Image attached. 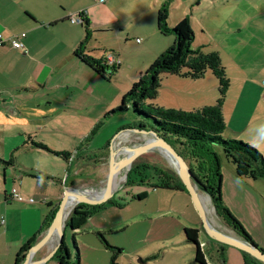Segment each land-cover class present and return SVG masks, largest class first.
Masks as SVG:
<instances>
[{"label": "rangeland", "instance_id": "obj_1", "mask_svg": "<svg viewBox=\"0 0 264 264\" xmlns=\"http://www.w3.org/2000/svg\"><path fill=\"white\" fill-rule=\"evenodd\" d=\"M237 1L239 0H231V6L227 7V11L224 13L227 19L220 26L214 24L212 28L204 32L196 30V37H194V42H191V46L195 47L196 44L200 43L202 44L201 49L203 51L218 50L221 55V62L225 67L226 75L229 78L226 94L234 99L240 92L237 101H235L236 107L238 106L237 111L239 115L235 116L233 114L230 123L234 132L231 134H238L243 139L235 135L229 136L226 128L221 134L224 137L245 139L244 141L247 140L246 142L258 148L264 155V132H260L264 130L260 126L257 127L259 129H252L256 120L254 117L249 123L248 117L249 109L252 107V102L255 99L254 95H259L260 89L257 85H251L254 83L262 84L264 82V28L259 25L256 19H250V28L246 30L244 26L241 30L242 16L246 13L250 17L255 16L260 6L259 0H247L248 6H246L247 4L244 0L236 3ZM211 21L210 24L213 23ZM225 25L231 27L232 31L226 32L220 30ZM95 34L93 36L90 35L92 37L89 36L90 39L88 38V41H93L97 36ZM161 34V39H171V42L173 41L172 34ZM137 44L138 42L121 41V52L126 53L121 66H118L116 71L109 73V78L104 77L100 80V83L92 82L90 84L91 91L88 92V95H83L84 101L79 105V109L76 110V115L62 119V123L59 124L63 126L62 129L40 128L36 131V138L44 140L45 144L51 148H65L70 152L76 151V144L79 142L81 144L78 146L79 149L85 148L87 150L86 154L92 157L96 153L95 148L100 150L101 148H105L106 144L107 148H109L113 136L120 128L132 126L131 124L137 122L140 116L130 106L123 110L120 109L107 113L110 109L120 105L122 95L157 56L155 50L160 46L161 41L159 39L149 40L145 44L147 48L143 45L141 46V50L136 51ZM150 51L154 52V57H150ZM202 77L194 79L184 78L162 72L159 75L157 94L153 98L145 99L142 106L147 107L148 103L176 108L191 106L193 100H197V94L203 93L198 88L203 87L206 92L210 91V88H215L217 95L216 77L210 70H206ZM241 88L244 90L242 94ZM249 95H252L253 99L248 104L246 102ZM98 96L100 99L96 100ZM245 99L246 102H244ZM102 105L105 110L96 117L98 109ZM248 105L250 106L249 109ZM244 107L248 111H245L244 119H242ZM86 111L90 115L86 114ZM91 113L94 116V119L92 118L93 122L90 127H86L92 121L88 118L92 116ZM143 120L147 122V125H150L148 124L150 120L148 117H144ZM246 122L249 125L245 128L243 123ZM118 136L120 137L119 142H117L119 145L115 147V140L119 138ZM174 137H168L170 142H174ZM127 139L130 140L124 142ZM31 140L33 139H26L27 144L32 145L30 143ZM137 140H139V137L136 132L122 131L114 139L112 143L113 149L114 151L115 148H118V150L123 148L128 149L127 144ZM174 145L178 146L176 142H174ZM28 147H22L13 151L12 156L20 162L36 166L42 171L61 174L64 163H66L61 156L54 155L46 149L34 145L33 148ZM212 148L216 154V160L219 162V194L221 204L239 222L251 242L264 251V177L255 179L238 177L232 169L233 164L225 157L221 146L213 144ZM5 154L6 151L0 135V157ZM141 160L154 164H167L161 155L151 151H145L134 159V161ZM206 163L213 165V158L207 160ZM88 172L90 174L87 177L84 176L86 178L84 181H81V183L75 182L70 187L73 190L92 188L100 191V186L105 176L98 174L97 166H91L88 168ZM81 173L85 174L86 171L82 170ZM120 176L118 177L119 179H116L117 183L114 188L121 183L123 177L121 178ZM150 180L153 182L152 179ZM60 189L63 190L64 185ZM200 193L209 197L206 192ZM138 194H144L145 196L142 198L135 197ZM50 198L52 202L46 207L49 210L57 202L54 195ZM111 200L118 202L119 205L107 203L105 208H100L93 213L96 218L99 217L101 219V222H106L104 225L106 227L96 229L86 226L89 217L82 225L75 229L69 226L64 227L61 241L68 248L69 260H74L73 249L75 247L73 246L72 239L74 238L77 245L76 249H78L79 253V264H114L110 261L112 251L103 246L102 241L95 232L99 230L103 232L109 244L121 247L119 252H113L115 253L114 260L116 264H193L190 263L194 254L193 245L184 240L183 228L179 224V222H184L186 225L191 223L196 224V227L200 228L199 239L201 242L204 240V247L208 251L210 260L214 264H222L221 261L216 259V242L202 231L200 217L186 190L153 188L148 180L143 183L129 182L121 187ZM210 205L212 206L211 215L217 220L219 224L218 228L225 229V231H229L230 233L234 232L219 219L211 204V200ZM168 207L181 209V214L172 210L167 212L166 208ZM70 211H68V214ZM173 212H175L174 215H171ZM177 216L180 218L179 220ZM185 219L190 222L186 223L183 221ZM90 231H93V233ZM56 240L52 236L48 245L54 244ZM222 245L224 248L223 264H245L244 257H246L250 264L252 263L251 260L254 257L250 254L247 253L244 256L242 250L239 248L228 244ZM35 257L37 256L35 255ZM42 264H59L58 258L52 255Z\"/></svg>", "mask_w": 264, "mask_h": 264}, {"label": "crops", "instance_id": "obj_2", "mask_svg": "<svg viewBox=\"0 0 264 264\" xmlns=\"http://www.w3.org/2000/svg\"><path fill=\"white\" fill-rule=\"evenodd\" d=\"M165 1L0 0V33L7 38L15 33L24 32V35L20 37L22 49L12 47L7 41L0 45V135L6 151L0 159L13 158L11 163L7 164L0 161V264H14L20 247L33 238L35 240L38 238L42 223L51 211L46 208L52 202L50 197L54 195L58 202L62 194L60 189L62 185L71 186L75 182L81 183L86 179L84 176H89L88 168L91 166H97L99 175H106L107 144L100 150L95 148V155L90 157L86 154L85 148L79 149L78 146L81 144L78 142L75 152L69 151L70 156L61 157L66 163L60 175L42 171L31 164H24L12 156L13 151L22 147L33 148V145L27 144L28 138L45 143L44 140L36 138L38 129L47 127L55 130L62 129L63 126L59 125L62 119L76 115V110L84 101L83 95H88L91 91L90 84L100 83V80L104 78L74 53L85 35L84 20L90 30L89 36H93L94 33L97 36L93 41L85 40L81 51L102 61L110 52L118 59L116 64L120 67L126 54L122 53L120 48L123 40L130 43L138 42L135 49L138 51L149 40L159 39L161 44L155 50L157 55L172 43L171 39H161L162 34L156 26L157 8ZM244 1L248 6V1ZM230 2L231 0H170L167 24L174 25L186 17L193 32L191 41L193 43L196 30L204 32L212 28L214 24L220 26L226 21L224 13L227 7L231 6ZM259 6L255 16L250 17L248 13L242 16L241 30L244 26L246 30L250 28V19H256L264 28V0H259ZM78 12L83 20L71 21L69 16ZM210 21L213 23L210 24ZM220 30L232 31L231 27L226 25ZM201 45L198 43L195 47L201 48ZM145 48H147L146 45ZM216 51L221 60L220 52ZM153 55L154 52L150 51V57H154ZM253 85H257L260 89L259 95H254L255 99L250 109L248 105L249 123L255 117L256 122L252 129H259L257 127L260 126L264 130V82L254 83L251 86ZM203 88H198L203 93L197 94V100H193L191 106L179 108L190 109L212 104L216 98V89L210 88V91L206 92ZM242 92H244L243 88H241V94ZM239 94L234 99L226 94L222 114L229 136L235 135L243 139L238 134H231L234 132L230 123L233 114L239 115L238 106L236 107L235 103ZM251 96L249 95L247 102L246 99L244 102L251 103L253 99ZM98 99H100L99 96L96 97V100ZM104 110L102 105L96 117ZM245 111L248 110L244 107L242 119H244ZM86 114L90 115L88 111ZM88 118L92 121L86 127L92 124L93 114ZM249 123H243L244 127L246 128ZM125 128H120L116 132L117 135ZM51 149L68 151L65 148ZM78 153L81 154L78 155ZM82 170L86 173L82 174ZM12 187L17 189L22 200L11 198ZM118 192L119 189L110 197L113 198ZM28 197L33 200H26ZM170 210L180 214L182 211L173 207L166 208L167 212ZM91 214L85 219L86 221L89 217L86 226L96 229L106 227L104 226L106 222H101L99 217L96 218L94 214ZM177 219L180 218L177 216ZM183 221L190 222L186 219ZM179 224L182 228L196 227L193 223L186 225L184 222H179ZM90 232L93 233V231ZM49 247L48 244L43 246L36 256L44 255Z\"/></svg>", "mask_w": 264, "mask_h": 264}, {"label": "trees", "instance_id": "obj_3", "mask_svg": "<svg viewBox=\"0 0 264 264\" xmlns=\"http://www.w3.org/2000/svg\"><path fill=\"white\" fill-rule=\"evenodd\" d=\"M169 1L166 0L157 8L156 26L160 33L173 35L172 43L160 52L146 70L139 75V78L131 84V87L122 95L120 105L110 109L107 113L120 109L123 110L129 106L132 107L140 117L137 122L131 125L139 128H152L168 141L186 160L198 184L209 195L219 219L236 234L251 242L239 222L221 204L219 194V162L216 160V154L213 152L212 145L219 144L221 146L225 157L233 164L234 172L238 177H249L252 179L264 177V155L249 142L238 138L224 137L221 134L226 127L222 114V105L229 85V78L226 75L225 67L216 50L203 51L200 47L191 46L193 32L186 17L177 21L174 25L170 26L167 24ZM84 21L85 35L74 50V53L93 70L108 78L109 73L117 70L118 64H107L104 60L96 59L81 51L85 40L88 39L90 34L86 20ZM206 70H210L217 79V95L212 104L190 109L164 107L156 104L153 105L152 103H148L147 107L142 106L145 99L153 98L157 94L160 73L165 72L194 79L202 77ZM141 117L143 119L144 117H148L150 119L148 124L150 125H147V122ZM169 136H175L173 141L178 146H175L174 142H170ZM30 143L63 158L70 156L69 151L51 149L41 141L31 140ZM212 158L213 165L206 163L207 160ZM12 159L10 157L6 160L0 159V161L7 164L11 163ZM147 180L153 188L186 190L178 175L166 163L154 164L143 160L134 161L131 164L124 185L129 182L143 183L147 182ZM144 196V194H138L135 197L142 198ZM107 203L119 205L118 202L112 201L111 197L99 204L75 205L71 211L69 210L70 212L65 218L64 227L77 228L82 225L88 215L104 207ZM56 204L51 209L47 218L44 219L40 232L50 222ZM199 231V227H183L184 240L191 243L194 249L193 258L190 260V263L207 264L206 260L212 263L213 261L210 260L204 243L199 239ZM95 232L102 241L103 246L112 251L110 261L116 264L114 260L115 253L113 252H119L121 247L109 244L102 231L97 230ZM72 239L73 246L75 247L73 249L74 260H69L68 248L61 241L53 254V256L58 258L59 264H79L77 245L74 238ZM34 241L35 239L33 238L20 247L14 264H20L25 252ZM215 242L216 259L223 264L224 248L222 244L224 243ZM242 252L244 256L247 254V252ZM251 261V264H264L255 257ZM244 263L250 264L246 257H244Z\"/></svg>", "mask_w": 264, "mask_h": 264}, {"label": "water", "instance_id": "obj_4", "mask_svg": "<svg viewBox=\"0 0 264 264\" xmlns=\"http://www.w3.org/2000/svg\"><path fill=\"white\" fill-rule=\"evenodd\" d=\"M124 131H132L138 134L139 140L133 141L127 144L128 154L122 160L121 164L117 165L115 162L114 147H113V136L111 143L108 148V167L105 178L103 179L102 185L100 186V195L96 198H88L83 195L77 194L70 186H64L62 194L56 204L53 215L48 225L40 232L38 238L29 246L24 256L22 257L20 264H42L48 258H50L57 250L63 230L65 226L64 209L69 201H72L73 206L75 205H94L106 201L117 189H120L127 177V173L133 163L134 159L142 152L151 151L161 155L167 162V164L175 171L180 178L186 191L188 192L191 202L198 213L201 220V229L211 239L235 246L240 250L247 252L251 256L255 257L259 261L264 263V251L258 248L254 243L244 239L238 234L232 232L229 233L225 229L217 228L208 222L206 213L200 199V192H205L192 171L190 170L186 160L176 151V149L163 137H161L152 128H139V127H126ZM157 147L163 148L170 155V162L159 152ZM123 175L121 183L114 189L110 190L109 186L116 176ZM72 196V197H71ZM58 234V238L54 244L50 245L49 250L39 257L35 255L40 249L49 244V240L53 233Z\"/></svg>", "mask_w": 264, "mask_h": 264}, {"label": "bare ground", "instance_id": "obj_5", "mask_svg": "<svg viewBox=\"0 0 264 264\" xmlns=\"http://www.w3.org/2000/svg\"><path fill=\"white\" fill-rule=\"evenodd\" d=\"M119 137V136H118ZM122 137V136H121ZM124 138V137H122ZM129 138V137H128ZM120 140V137L115 140V144L114 146L116 147L117 145H119L117 142H119ZM117 143V144H116ZM123 148V147H122ZM159 148L158 150H160V152L167 158V160L169 161V163L171 164L170 160V155L161 147H157ZM128 149L127 148H123L121 150H118V148H115V151H114V155H115V162L117 165L121 164L122 160L125 158V156L128 154H125V152L127 151ZM119 176H116L114 178V180L112 181V183L110 184L109 186V189L112 190L114 189L115 185H116V179L118 178ZM121 178L123 177V175L120 176ZM119 179V178H118ZM72 191H74L75 193L77 194H80V195H83L84 197H88V198H96L100 195V192L101 191H98V190H95V189H92V188H86V189H83V190H80V189H70ZM72 197V196H71ZM200 199H201V203L203 205V208H204V211L206 213V217L208 219V222L215 226V227H219V224L217 222L216 219H214V217L211 215L212 213V206L210 205V199L207 195H204V194H201L200 193ZM212 204V203H211ZM73 206V203L72 201H69V203L66 205V208L64 209V218H66L67 214H68V211L70 210V208ZM214 212V211H213ZM221 229V228H220ZM229 232V231H228ZM230 233V232H229ZM52 236L55 237V240L58 236V234L55 232L52 234ZM51 236V237H52Z\"/></svg>", "mask_w": 264, "mask_h": 264}, {"label": "built area", "instance_id": "obj_6", "mask_svg": "<svg viewBox=\"0 0 264 264\" xmlns=\"http://www.w3.org/2000/svg\"><path fill=\"white\" fill-rule=\"evenodd\" d=\"M69 19L71 21L79 22V21H81L82 16H81L80 12H78V13H75V14H71L69 16ZM23 35H24V32L21 31V32H19L17 34L15 33L12 36L6 38L0 33V45L4 44L7 41V42H9V44L12 47L18 48V49L19 48L22 49L23 46L21 44L20 37L23 36ZM104 61L107 64H111V63L116 64V63H118V59H116V57H114L113 54H111L110 52H108L106 54ZM10 196H11V198L16 199V200H22L21 195L19 194V192L17 191V189L15 187L11 188ZM26 200L32 201L33 199L31 197H28ZM206 261H207V264H213V263H211L208 260H206Z\"/></svg>", "mask_w": 264, "mask_h": 264}]
</instances>
